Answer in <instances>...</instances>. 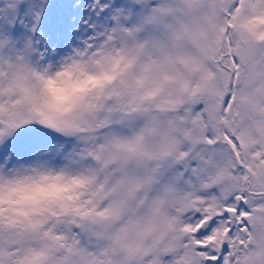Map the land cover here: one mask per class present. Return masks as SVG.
<instances>
[{
	"label": "snow or ice",
	"instance_id": "snow-or-ice-1",
	"mask_svg": "<svg viewBox=\"0 0 264 264\" xmlns=\"http://www.w3.org/2000/svg\"><path fill=\"white\" fill-rule=\"evenodd\" d=\"M0 264H264V0H0Z\"/></svg>",
	"mask_w": 264,
	"mask_h": 264
},
{
	"label": "clouds",
	"instance_id": "clouds-1",
	"mask_svg": "<svg viewBox=\"0 0 264 264\" xmlns=\"http://www.w3.org/2000/svg\"><path fill=\"white\" fill-rule=\"evenodd\" d=\"M82 86L85 85H83L81 82H77L68 77H65L64 82L54 84L51 87L55 97H63L65 95L72 94L74 90Z\"/></svg>",
	"mask_w": 264,
	"mask_h": 264
},
{
	"label": "rangeland",
	"instance_id": "rangeland-1",
	"mask_svg": "<svg viewBox=\"0 0 264 264\" xmlns=\"http://www.w3.org/2000/svg\"><path fill=\"white\" fill-rule=\"evenodd\" d=\"M87 2H88V0H82V3H87ZM65 13H66V15H71V16L75 17V19H76L77 22L79 21V18L81 16H83V15L86 14L85 12L81 11L79 8L72 9L70 7H67V6L65 8ZM47 23H48V18L46 17L45 18V25L44 26H46Z\"/></svg>",
	"mask_w": 264,
	"mask_h": 264
}]
</instances>
